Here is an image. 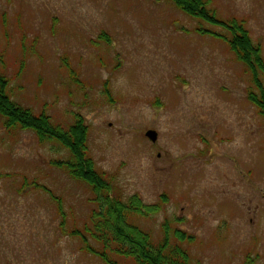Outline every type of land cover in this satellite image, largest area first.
I'll use <instances>...</instances> for the list:
<instances>
[{
    "label": "rangeland",
    "instance_id": "rangeland-1",
    "mask_svg": "<svg viewBox=\"0 0 264 264\" xmlns=\"http://www.w3.org/2000/svg\"><path fill=\"white\" fill-rule=\"evenodd\" d=\"M204 2L242 22L264 59V0ZM215 34L229 37L171 0H0V79L53 125L82 118L113 195L159 207L130 220L154 244L167 229L190 264H264V119L248 99L258 94L251 74ZM68 159L0 118V264H106L85 232L91 188L56 164Z\"/></svg>",
    "mask_w": 264,
    "mask_h": 264
},
{
    "label": "trees",
    "instance_id": "trees-1",
    "mask_svg": "<svg viewBox=\"0 0 264 264\" xmlns=\"http://www.w3.org/2000/svg\"><path fill=\"white\" fill-rule=\"evenodd\" d=\"M173 5L189 18L218 27L229 34V37L218 36L229 47L236 59L249 71L258 94H250L248 99L264 119V59L259 46L255 45L242 22L236 20L223 22L207 8L204 0H171ZM5 81L0 79V118L4 121L5 130L19 129L31 131L40 144L56 143L68 152L67 161L57 162L68 175L91 188L93 209L90 214V229L85 232L94 243L101 247L98 254L106 264H116L109 260L107 254L130 260L134 264H190L189 256L179 246L169 244L168 231L161 244H154L148 234L131 223L134 216L148 218L159 212L158 206H146L137 197L124 202L112 193V186L106 175L95 170L94 162L89 156L87 141L88 129L82 118L75 116L73 124L66 130L53 125L45 114L34 115L14 103L5 93ZM162 202L165 201L163 198ZM61 212V207H59ZM72 236H80L73 232ZM175 238L182 242L185 236L176 231ZM82 242L87 244L84 237ZM92 252L90 246H86Z\"/></svg>",
    "mask_w": 264,
    "mask_h": 264
},
{
    "label": "flooded vegetation",
    "instance_id": "flooded-vegetation-1",
    "mask_svg": "<svg viewBox=\"0 0 264 264\" xmlns=\"http://www.w3.org/2000/svg\"><path fill=\"white\" fill-rule=\"evenodd\" d=\"M148 131H153V132H155V135H156V138H155V140L153 141V142H149L147 139V141L153 146V147H155V148H158V134H157V132L155 131V130H153V129H149V130H146V132H148ZM145 132V133H146ZM145 133H144V137H145ZM203 143V148L205 147V145H208L209 143H207L206 141H203L202 142ZM201 153V152H200ZM202 153L205 155V153L202 151ZM207 154L209 155V158H212V151L211 150H208L207 151ZM158 158H160V155L158 154V156H157ZM174 155H171V156H168V162H169V166L170 167H173V165H174ZM238 161L237 160H235V167H236V169H238L237 167H238ZM170 169H172V168H170ZM167 171H168V169H166ZM165 170V171H166ZM249 171V172H248ZM247 174H249V175H251L252 173H251V171L249 170V167H248V169H247V172H246ZM177 177H174V176H172V180H171V182H173V180L174 179H176ZM178 179V178H177ZM224 181H225V185H224V187H230L231 186V184H230V180H232L233 178L229 175L228 176V180H226V179H224V178H222ZM179 180V179H178ZM221 189V188H220ZM223 192H226L224 189L222 190ZM231 195V194H230Z\"/></svg>",
    "mask_w": 264,
    "mask_h": 264
},
{
    "label": "water",
    "instance_id": "water-1",
    "mask_svg": "<svg viewBox=\"0 0 264 264\" xmlns=\"http://www.w3.org/2000/svg\"><path fill=\"white\" fill-rule=\"evenodd\" d=\"M145 137H147L151 142H153L156 138L155 132L148 131L145 133Z\"/></svg>",
    "mask_w": 264,
    "mask_h": 264
}]
</instances>
